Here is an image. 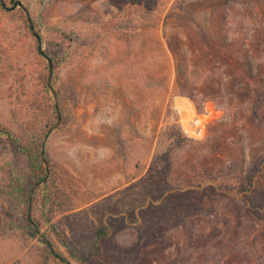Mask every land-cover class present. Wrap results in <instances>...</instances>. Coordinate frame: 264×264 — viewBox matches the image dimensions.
Masks as SVG:
<instances>
[{"label": "rangeland", "instance_id": "rangeland-1", "mask_svg": "<svg viewBox=\"0 0 264 264\" xmlns=\"http://www.w3.org/2000/svg\"><path fill=\"white\" fill-rule=\"evenodd\" d=\"M155 31L164 49L165 37L188 48L195 78L215 58L237 63L257 77L252 98L229 84L227 116L176 95ZM166 74L163 97L150 79ZM257 91L263 101L264 0H0V264H264V177L258 193H228L264 157Z\"/></svg>", "mask_w": 264, "mask_h": 264}, {"label": "trees", "instance_id": "trees-1", "mask_svg": "<svg viewBox=\"0 0 264 264\" xmlns=\"http://www.w3.org/2000/svg\"><path fill=\"white\" fill-rule=\"evenodd\" d=\"M200 38L203 37L202 33L198 32ZM158 34L156 31L154 33H151V37L153 40H155L158 44V46L161 47V52L166 54V49L168 53L171 55V58L173 60V66H174V80H173V91L176 95L188 97L191 99L195 104L198 103V101H202L203 99H207L217 105L218 108L222 109L225 112V115L228 116V113L226 110H228L227 103V95L222 92L223 89H225L229 84L232 85L236 89V93L241 94V92H245L248 95V98L251 99L252 95L250 93L249 87L251 86V82L255 81L257 77H254L251 73L248 75H245L242 71L239 70L238 64L230 62L227 58H215V68L206 70L205 77L202 78L201 76L199 78H195L194 71H195V63L186 57V51L188 50L187 47L180 50L178 52L173 45V43L170 41L169 37H165V44L166 49L163 48L162 43H159L157 41ZM180 37L186 38V35H181L178 32H173L171 35V38L176 40ZM189 37L192 39H195V34L191 31ZM166 52V53H165ZM169 63V61H168ZM214 64V63H213ZM170 65V64H169ZM213 66V65H212ZM211 66V67H212ZM152 68H156V64L152 65ZM248 78V79H247ZM232 80V81H231ZM151 87L150 90L153 91L155 94H157L158 89H160V92L162 93L163 97H167L169 93V85H170V76L169 74L164 75L163 77H152L150 79ZM201 82H204L205 87L207 88V91H201L202 85ZM257 82V81H256ZM224 93V94H223ZM235 93H233L234 95ZM260 92H256V98L253 100L252 105H250L253 109L251 114V120L254 124H261V127L264 129V122L261 119V116L264 115V100H258L259 99ZM158 100H160L159 95ZM221 99L220 102H217L218 99ZM248 100V99H247ZM247 100L240 101V105L247 103ZM165 100H163L164 103ZM217 102V103H216ZM157 104V101H151L150 107L152 109H155V105ZM157 109V108H156ZM154 111V110H153ZM227 118L222 119L218 123V128H215V130H219L222 127H226L227 124ZM242 135H245V131L243 129L240 130ZM154 136V135H153ZM158 140V139H157ZM248 140L245 138L241 139V145L239 147V158L241 160V166L244 167L246 164V158L249 157V160L252 159L250 156V153L246 150V142ZM160 143V140L157 141V146ZM170 147L165 152H162L161 150H158V148H155L152 156H149L150 152L148 153L147 158H150V168L157 169L158 166H160V163L163 159H166L167 161L170 160V155L177 146V144L174 142L169 144ZM239 145V141H238ZM248 154V156H247ZM262 170H264V157L261 158L260 154L255 153V159H253V164L249 168L248 172H242L240 179H238V182L233 185V189H228V193H231L234 195L235 199L239 198L240 200L243 199V195L245 194H255L258 193L257 190L259 189L258 184L260 183L261 177H264ZM147 179L150 177L151 172H147L146 174ZM166 182V179L168 178V175H164ZM136 179V178H134ZM133 179V180H134ZM146 178L139 179L136 181L134 185L139 184L141 181H143ZM212 182L209 183V185L205 186L203 190L200 192H195V200H199V198H202L204 194H208V191L214 190V187ZM166 190V189H165ZM172 191V190H169ZM169 191H163L161 195L157 197H153L151 194L144 197V200L146 202V199H150V203L152 202H159L165 200L164 196L169 195ZM175 195V192H172L170 197ZM263 197V196H262ZM167 199V198H166ZM259 202H264L260 196L258 197ZM156 206L155 208L157 209ZM257 213V211L253 210Z\"/></svg>", "mask_w": 264, "mask_h": 264}]
</instances>
